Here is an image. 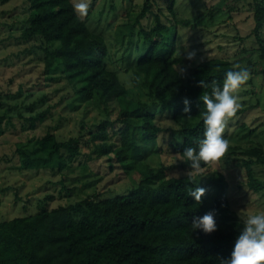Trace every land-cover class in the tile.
Returning <instances> with one entry per match:
<instances>
[{"label": "trees", "instance_id": "1", "mask_svg": "<svg viewBox=\"0 0 264 264\" xmlns=\"http://www.w3.org/2000/svg\"><path fill=\"white\" fill-rule=\"evenodd\" d=\"M10 1L0 0V5ZM156 1L144 0L136 13L126 11L118 33L119 42H125L123 58H130L134 35V49L147 47L124 71L130 74L132 86L145 96L142 99L130 96L116 70L107 67L109 45L87 28V18L74 12L71 0H24L28 16L19 39L37 43L26 49L40 50L44 78L65 81L77 99L103 108L106 116L90 127L83 144L80 135L59 140L52 127L40 136H30L25 143L16 144L13 158L0 157V168L50 169L60 174L57 184L61 190L68 191L67 171L81 154V145H91L95 156L89 160H99L106 172H132L137 184L123 194H94L48 208L53 197L49 194L38 201L33 213L0 219V264H219L230 256L241 228L226 227L219 221L220 211L228 207L224 176L218 172L204 182L187 172L168 176L163 163L150 166L145 160L157 151L154 145L169 130L176 139L171 146L181 158L180 166L191 170L182 153L186 147H198L203 138L204 109L199 97L211 91L210 87H198V82L222 85L235 65L211 56L183 71L185 56L178 44L177 27L180 23L187 26L189 18H177L180 12L173 9L176 0H164L166 13L160 8L159 13L152 12ZM248 5L251 36L264 76V0H251ZM185 99L191 102L188 114L183 111ZM37 104L26 105L33 111L27 117L13 105L16 116L26 120L29 129L47 117L46 111H34ZM3 106L8 105L0 96V134L6 127H14V113L8 107L2 110ZM245 110L240 108L237 113ZM164 115L170 118V129L158 123ZM239 148L229 146L228 151L235 153ZM240 153L250 158L241 163L248 188L257 192L262 183L255 178L251 157L264 164V151L254 146L242 148ZM211 163H202L201 169ZM198 187L206 190L199 204L190 196ZM210 211H215L217 230L207 235L193 232L192 219Z\"/></svg>", "mask_w": 264, "mask_h": 264}, {"label": "rangeland", "instance_id": "2", "mask_svg": "<svg viewBox=\"0 0 264 264\" xmlns=\"http://www.w3.org/2000/svg\"><path fill=\"white\" fill-rule=\"evenodd\" d=\"M143 1L89 0L90 13L85 17L87 28L102 36L109 45L107 67L116 70L130 96L142 99L145 96L132 84L129 85L130 74L124 71L147 47L144 45L143 48L134 49L137 38L134 35L130 44V58H123L125 42H119L118 33L125 21L123 14L130 10L138 12ZM249 3L251 0H176L173 5V9L180 12L177 18L181 21L189 18L190 22L187 26L182 23L178 25V44L182 45L184 55L188 51L196 53L191 60L184 57L183 71H188L202 59L216 56L246 67L251 73L250 79L237 93L240 108L246 110L230 118L223 133L229 146L240 148L235 153L227 151L206 169L193 173L180 166L181 158L171 146L176 139L167 130L154 145L153 149L157 151L149 154L145 160L150 166L163 163L168 176H180L187 172L197 175L202 182L220 172L228 183V207L220 211L219 221L226 227L232 225L236 228L243 227L240 217L264 211V164L255 162V158L251 157L254 160L252 169L255 178L262 183L259 191H253L246 184L241 163L242 159L250 158L240 153L242 148L254 146L264 151V76L260 74L262 64L251 36ZM158 8L166 13L164 0H157L151 11L159 13ZM27 16L24 0H11L0 5V96L1 101H6L8 105L3 106L2 110L8 107L15 115L12 119L14 127H6L0 134V157L6 154L13 158L16 144L25 143L30 136L42 135L49 127H52L59 140L80 135L83 144L89 138L90 127L106 116L103 108L77 99L65 81L51 82L44 78L40 50L32 48L30 52L26 49L29 44L37 43L19 39ZM18 91L21 95L16 96ZM33 101H38L34 111H46L47 117L45 121L37 123L35 128L29 129L28 122L16 116L13 105L16 103L27 117L33 111L29 112L25 107ZM158 123L167 129L172 126L166 115L159 117ZM90 146L81 145V154L67 171L65 184L68 191L61 190L57 184L60 174L50 169L19 170L18 166L0 168V219L33 213L38 201L49 194L53 197L48 201V208L79 201L94 194H101L102 197L123 194L137 184V177L132 172L124 175H117L116 169L106 172L99 166V160H89L95 156ZM209 196L212 203V195Z\"/></svg>", "mask_w": 264, "mask_h": 264}, {"label": "clouds", "instance_id": "3", "mask_svg": "<svg viewBox=\"0 0 264 264\" xmlns=\"http://www.w3.org/2000/svg\"><path fill=\"white\" fill-rule=\"evenodd\" d=\"M73 10L80 18L87 17L89 0H76ZM195 55L194 51H188L184 56L191 60ZM250 76L248 68L237 64L233 70L225 74L222 85L216 82L209 85L203 80L198 82V87L205 89L210 87L211 91H205L199 97L204 109L201 113L205 126L203 138L199 140L198 147H186L182 153L183 159L189 163L193 173L201 170L202 163L218 161L228 151L229 141L223 133L230 118L234 117L241 107L237 93ZM183 103L184 113H190L191 102L185 99ZM205 191L204 188L198 187L190 196L199 204ZM240 219L243 227L234 240L230 256L222 258L219 264H264V211L249 213ZM190 226L193 232L199 230L206 235L215 232L217 230L215 211H210L202 217H194Z\"/></svg>", "mask_w": 264, "mask_h": 264}]
</instances>
